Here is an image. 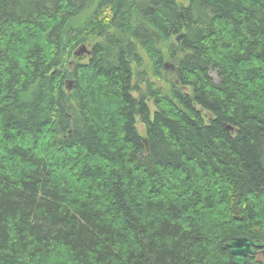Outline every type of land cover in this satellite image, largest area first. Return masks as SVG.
Returning a JSON list of instances; mask_svg holds the SVG:
<instances>
[{
    "label": "trees",
    "instance_id": "1",
    "mask_svg": "<svg viewBox=\"0 0 264 264\" xmlns=\"http://www.w3.org/2000/svg\"><path fill=\"white\" fill-rule=\"evenodd\" d=\"M241 236L264 0H0V264H234Z\"/></svg>",
    "mask_w": 264,
    "mask_h": 264
},
{
    "label": "water",
    "instance_id": "2",
    "mask_svg": "<svg viewBox=\"0 0 264 264\" xmlns=\"http://www.w3.org/2000/svg\"><path fill=\"white\" fill-rule=\"evenodd\" d=\"M183 35L181 34L177 39L179 40ZM80 51L83 52L85 49L82 47ZM224 247L230 249L234 264H258L247 259L248 255L255 254L256 249H260L264 255V240H251L241 236L227 242Z\"/></svg>",
    "mask_w": 264,
    "mask_h": 264
},
{
    "label": "rangeland",
    "instance_id": "3",
    "mask_svg": "<svg viewBox=\"0 0 264 264\" xmlns=\"http://www.w3.org/2000/svg\"><path fill=\"white\" fill-rule=\"evenodd\" d=\"M81 47L77 50V55H85L87 54L88 50L86 49V47H83V49H85V51H80ZM149 106H150V109H151V114L153 115L154 111H155V106H154V103L153 101H149ZM137 128H138V131L140 133V135L144 136L145 135V126L141 123H137ZM264 261V259H263Z\"/></svg>",
    "mask_w": 264,
    "mask_h": 264
},
{
    "label": "flooded vegetation",
    "instance_id": "4",
    "mask_svg": "<svg viewBox=\"0 0 264 264\" xmlns=\"http://www.w3.org/2000/svg\"><path fill=\"white\" fill-rule=\"evenodd\" d=\"M253 257H255V260L254 261L255 263L259 262V261H262L263 262V259H264V255L262 254L261 250L260 249H256V252L255 254L253 255ZM259 264V263H258Z\"/></svg>",
    "mask_w": 264,
    "mask_h": 264
}]
</instances>
